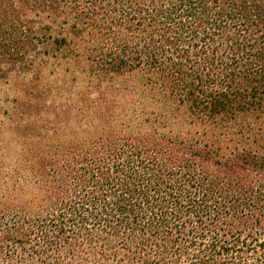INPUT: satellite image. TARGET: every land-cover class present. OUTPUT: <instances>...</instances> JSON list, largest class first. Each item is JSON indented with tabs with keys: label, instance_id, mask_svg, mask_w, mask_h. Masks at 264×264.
<instances>
[{
	"label": "trees",
	"instance_id": "trees-1",
	"mask_svg": "<svg viewBox=\"0 0 264 264\" xmlns=\"http://www.w3.org/2000/svg\"><path fill=\"white\" fill-rule=\"evenodd\" d=\"M45 56L142 122L25 148L0 264H264V0H0V84Z\"/></svg>",
	"mask_w": 264,
	"mask_h": 264
},
{
	"label": "rangeland",
	"instance_id": "rangeland-1",
	"mask_svg": "<svg viewBox=\"0 0 264 264\" xmlns=\"http://www.w3.org/2000/svg\"><path fill=\"white\" fill-rule=\"evenodd\" d=\"M82 67L67 64L61 57H41L31 72L15 71L0 84V178L23 161L25 148L49 144L90 143L100 134H130L142 119L122 107L136 100H99L95 82L84 76ZM97 107L107 108L98 113ZM141 112V109H138ZM130 114V115H129ZM101 117V120L98 118ZM129 118V119H127ZM130 118L134 120H130ZM105 128V129H104Z\"/></svg>",
	"mask_w": 264,
	"mask_h": 264
}]
</instances>
